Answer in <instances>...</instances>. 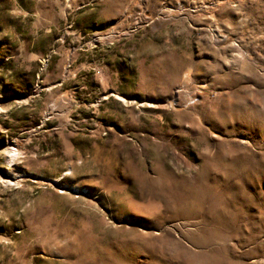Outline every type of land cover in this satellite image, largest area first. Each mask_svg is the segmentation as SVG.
Instances as JSON below:
<instances>
[{"label": "rangeland", "instance_id": "1", "mask_svg": "<svg viewBox=\"0 0 264 264\" xmlns=\"http://www.w3.org/2000/svg\"><path fill=\"white\" fill-rule=\"evenodd\" d=\"M0 264H264V0H0Z\"/></svg>", "mask_w": 264, "mask_h": 264}, {"label": "bare ground", "instance_id": "2", "mask_svg": "<svg viewBox=\"0 0 264 264\" xmlns=\"http://www.w3.org/2000/svg\"><path fill=\"white\" fill-rule=\"evenodd\" d=\"M18 154L16 153V151H13V154L11 155V157H10V159H9V161L10 162H13V161H15L16 160V156H17Z\"/></svg>", "mask_w": 264, "mask_h": 264}]
</instances>
